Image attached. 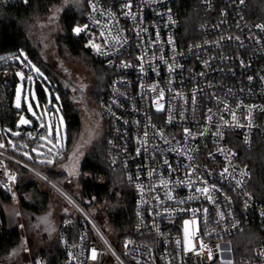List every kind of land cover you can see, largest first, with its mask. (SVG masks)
Here are the masks:
<instances>
[{"label": "built area", "instance_id": "built-area-1", "mask_svg": "<svg viewBox=\"0 0 264 264\" xmlns=\"http://www.w3.org/2000/svg\"><path fill=\"white\" fill-rule=\"evenodd\" d=\"M188 1L199 24L194 37L183 33L178 0H87L85 21L71 30L112 73L100 104L108 164L135 197L132 234L121 243L73 195L9 152L0 123V187L12 194L23 172L72 210L59 226V264H264V235L251 256L238 259L233 247L249 226L264 230V198L242 162V149L264 150V24L249 21L252 0ZM28 3L0 0V9ZM35 78L27 66L0 69V86L16 80L32 90ZM33 125L21 112L17 128ZM33 264L50 262L38 255Z\"/></svg>", "mask_w": 264, "mask_h": 264}, {"label": "trees", "instance_id": "trees-1", "mask_svg": "<svg viewBox=\"0 0 264 264\" xmlns=\"http://www.w3.org/2000/svg\"><path fill=\"white\" fill-rule=\"evenodd\" d=\"M64 0H29L26 4H17L0 9V69L19 70L29 65L28 70L36 74L33 88L36 89L42 112L37 109L40 118L35 119L31 129H18L17 121L22 110L14 107V100L18 83L12 80L0 86V123L5 130L6 149L24 159L33 167L45 173L51 180L63 187L89 211L98 224L109 235L113 242L119 244L124 238L132 234L134 224L135 197L133 189L126 183L123 173L110 168L107 156V140L94 145L80 164L81 181L77 190L69 182L58 167L70 148L81 135V117L74 104L71 92L61 86L54 78L52 70L47 66L38 47L30 40L27 33V24L35 16L48 15L53 7H60ZM110 2L112 0H104ZM177 9L183 22V33L194 37L198 33L199 24L194 17L195 2L178 0ZM88 14L87 0L83 10L68 7L61 14L63 24V43L72 53L85 55L92 66L100 73L99 82L103 88L99 104L106 97L111 82L112 73L104 65L97 62L90 51L85 47V40L72 35V27L82 24ZM249 21L264 24V0H252L246 10ZM20 56L21 61L14 57ZM38 68L36 72L30 65ZM30 86V85H29ZM52 98H50L49 93ZM58 93V98L56 94ZM59 107V109L57 108ZM53 111V112H52ZM60 111V112H59ZM26 112V111H25ZM49 112L52 120L63 117L66 124V138L63 146H58L48 155L37 156L34 149H38L41 138L47 136ZM28 113V112H27ZM61 115V116H60ZM54 122V121H53ZM19 134L13 136V133ZM12 133V134H11ZM243 164L249 166L252 174L251 190L259 198H264V150L260 144L250 149H242ZM84 175L87 176L84 178ZM25 173L21 172L17 187L22 191L33 192L34 201L21 199L22 206L41 214L46 211L48 200L40 195L35 183L24 180ZM80 183V184H79ZM38 193L40 197L35 193ZM10 195L0 187V210L3 214V228L0 232V263H5L11 251L21 240L19 230L9 231L5 205L10 202ZM264 230L258 223L253 224L245 231L233 238L236 257L244 258L253 254V249L262 243ZM47 257L50 264H59L63 260V253L58 242L57 248Z\"/></svg>", "mask_w": 264, "mask_h": 264}, {"label": "rangeland", "instance_id": "rangeland-1", "mask_svg": "<svg viewBox=\"0 0 264 264\" xmlns=\"http://www.w3.org/2000/svg\"><path fill=\"white\" fill-rule=\"evenodd\" d=\"M85 3L86 0H64L61 8L59 6L53 7L48 15L35 16L27 24L28 37L39 48L45 63L52 70L54 78L59 81L63 88L71 92L75 107L81 117V135L58 167L59 172L72 179V186L75 190H77V184L82 178L80 176L81 161L91 148L103 139L100 124L97 123L103 88L101 89L102 85L100 84L98 91L94 92L92 87L95 77L100 79V73L85 55L72 53L63 43L64 30L61 19L63 10L68 7L83 10ZM14 59L21 61L20 56L14 57ZM30 65L35 71L38 69L34 64L30 63ZM27 67L29 68V65ZM18 90L19 108L16 106ZM48 93L52 98L51 93ZM56 97H59L58 93ZM29 105H31V111ZM14 107L19 111L28 112L35 119L40 118L37 109L42 112L37 91L35 88L31 90L30 86L27 89L24 86H18ZM57 108L59 109V107ZM47 118L49 121L47 136L41 138L38 149H34V153L40 157L48 155L49 151L53 152L58 148L62 139L66 138V124L63 117L61 116L60 120H56L54 124L51 123L49 112H47ZM18 134L19 132L13 133V136ZM85 177L87 176L84 175ZM27 182L35 183L38 189L54 195L53 191L33 177H29ZM32 194L33 192L22 191L18 187L12 188L10 202L5 205L7 229L9 231L19 230L21 240L19 245L11 251L6 262L0 264H33V259L36 256L40 254L49 256L57 248L55 208H59L61 202L52 196L51 202L48 198L47 207L49 211L37 214L24 208L21 203V199H26L32 203L35 198L31 197ZM70 194L72 195V193ZM62 205L65 212H72L64 201Z\"/></svg>", "mask_w": 264, "mask_h": 264}, {"label": "snow or ice", "instance_id": "snow-or-ice-1", "mask_svg": "<svg viewBox=\"0 0 264 264\" xmlns=\"http://www.w3.org/2000/svg\"><path fill=\"white\" fill-rule=\"evenodd\" d=\"M241 2H243V0H241ZM126 7H130V5H125ZM95 10V9H94ZM258 27H260L261 29H264V25H259ZM74 31L76 33H79L81 31V29L79 27L75 28ZM97 51H99V48L97 47ZM0 59H3V58H0ZM38 72V69L36 70ZM161 97L163 96V92L160 93ZM19 100H20V96H19V90L17 92V107L19 108L20 107V103H19ZM29 110L31 111V105H29ZM251 112V109H249V113ZM233 119H235V115L233 114ZM21 123H24V124H27L29 123V121L21 118ZM187 131V130H186ZM58 137H59V133L57 134ZM43 138V137H42ZM247 139V137H246ZM2 146V145H0ZM225 172H227V169H225ZM14 179V177H13ZM239 183V182H238ZM197 191H200V192H204V193H207L208 192V189L207 188H203V189H197ZM192 223H195V221H192ZM189 224V221H185V239L187 241L188 239V229H187V225ZM177 243H179V241H177ZM261 255H264V253H261ZM92 258L95 259L96 258V252H95V249L92 250ZM209 258H211V252L209 253ZM227 264H231V261H228Z\"/></svg>", "mask_w": 264, "mask_h": 264}, {"label": "crops", "instance_id": "crops-1", "mask_svg": "<svg viewBox=\"0 0 264 264\" xmlns=\"http://www.w3.org/2000/svg\"><path fill=\"white\" fill-rule=\"evenodd\" d=\"M28 178H29V176L25 175L24 180H26V182H27ZM38 192L40 193V195L45 196V198H47V200L49 198L50 202L52 201L53 197L55 198V200L57 199L59 202H61V206L59 208H55V221H56L55 231H56V235H57V244H58V242H59V240H58L59 235L58 234H59L60 222H61L62 218L65 217L66 215H68L69 213L65 212V208L62 205L63 201L57 195H55V194L51 195V193H46L43 190H41L40 188H39ZM35 194H36V196L38 195L40 197V195L37 192ZM31 197H34V196L32 195ZM47 211H49L48 207L46 208L45 212H47Z\"/></svg>", "mask_w": 264, "mask_h": 264}, {"label": "flooded vegetation", "instance_id": "flooded-vegetation-1", "mask_svg": "<svg viewBox=\"0 0 264 264\" xmlns=\"http://www.w3.org/2000/svg\"><path fill=\"white\" fill-rule=\"evenodd\" d=\"M99 85H100V82H99V79L95 77L94 81H93V85L92 87L94 88V92L99 88ZM101 89H102V86H101ZM98 91V90H97ZM96 91V92H97ZM103 95V94H102ZM97 123L100 124V127H101V132H102V137L103 139L105 138L106 139V126H105V121L99 111V113L97 114Z\"/></svg>", "mask_w": 264, "mask_h": 264}, {"label": "water", "instance_id": "water-1", "mask_svg": "<svg viewBox=\"0 0 264 264\" xmlns=\"http://www.w3.org/2000/svg\"><path fill=\"white\" fill-rule=\"evenodd\" d=\"M71 180H72V179L70 178V179H69V182H71Z\"/></svg>", "mask_w": 264, "mask_h": 264}]
</instances>
